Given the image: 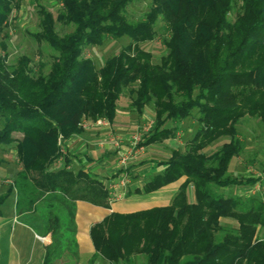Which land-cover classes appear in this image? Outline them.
<instances>
[{"label": "trees", "instance_id": "16d2710c", "mask_svg": "<svg viewBox=\"0 0 264 264\" xmlns=\"http://www.w3.org/2000/svg\"><path fill=\"white\" fill-rule=\"evenodd\" d=\"M31 1L40 29L30 36L57 55L46 73H34L27 56L8 68L0 41V148L13 147L19 164L0 205L12 189L19 213L44 203L52 243L43 264L59 258L72 240L77 201L110 208L103 180L68 169L71 158L62 144L82 134L84 122L104 118L112 124L125 89L139 117L154 105V124L142 145L174 138L176 130L165 123L183 122L194 111L198 128L158 163L161 172L140 188L125 189L124 197L148 194L184 178L170 205L112 212L93 224L89 234L97 255L108 264H264V239L258 237L264 200L213 190L261 180L228 173L243 149L237 126L245 117L264 124V0H150L137 21L126 17L132 0H58L56 17ZM19 6L20 0H0V34ZM56 22L73 30L60 36ZM158 22L169 35L165 55L153 62L140 44L157 37ZM123 36L128 45L99 68L82 56L88 45ZM221 138L228 141L206 154ZM59 159L62 166L51 170Z\"/></svg>", "mask_w": 264, "mask_h": 264}, {"label": "crops", "instance_id": "0c3cea01", "mask_svg": "<svg viewBox=\"0 0 264 264\" xmlns=\"http://www.w3.org/2000/svg\"><path fill=\"white\" fill-rule=\"evenodd\" d=\"M139 122L130 114L117 112L109 130L96 127L85 128L82 134L65 140L62 144V153L68 154L71 158L68 169L74 172L82 169L105 183L112 177L116 178L118 156L107 136L111 130L113 134L127 138L135 131ZM184 122L181 123L184 124ZM164 127L175 129L177 126ZM184 131H177L174 138L145 146V152L127 166L130 174L136 178L128 185L132 188H140L150 176L161 172L162 167L158 163L169 158L172 150L184 147L189 140L182 141L180 139L181 135H184ZM187 131V134H192V127ZM148 150H150L149 156H146ZM160 151H169L167 152L168 155L164 154L167 156L165 160L153 158L157 157V153H162ZM62 162V159H59L51 167V170L55 171L60 168ZM4 164L6 163L4 162ZM18 168H15L13 173L8 175L12 181ZM183 181L184 178L148 194L122 196L111 202L109 209L94 206L84 201H77L72 240L61 256L52 259L48 264H108L97 255L94 249L89 234L91 226L112 212L126 214L153 207L168 206ZM188 195L192 201L191 189H189ZM16 200V192L12 189L0 205V264H43L46 248L52 243L51 233L45 230V205L40 203L36 210L19 213L16 210ZM63 234L68 235L69 231H63Z\"/></svg>", "mask_w": 264, "mask_h": 264}, {"label": "rangeland", "instance_id": "374dc122", "mask_svg": "<svg viewBox=\"0 0 264 264\" xmlns=\"http://www.w3.org/2000/svg\"><path fill=\"white\" fill-rule=\"evenodd\" d=\"M38 2L45 10L51 12L54 17L59 13L60 4L58 0H39ZM149 5L150 0H132L126 9V17L131 21L141 20L147 12ZM233 17L234 13L231 14L230 18L232 19ZM39 23L40 16L36 5L32 3L31 0H20L19 8L12 12L3 32L0 34V41H5V50L2 54L7 55L6 65L8 68H13L17 64L19 58L27 56L30 59L29 67L33 69L34 73H37L39 69H42L43 73L49 70L53 58L57 55L56 52L46 43H37L30 36L31 33L39 31ZM72 30V26H65L56 22V31L60 36ZM156 31L157 37L153 41L140 44L143 50L152 55L153 62H159L160 58L165 55L166 50L163 45V39H166L169 35L162 22H158ZM3 35H6V37H3ZM128 43L129 38L127 36H123L117 40L108 38L101 46L95 47L88 45L84 47L82 56L91 59L96 68H99L108 58L116 55L122 48L126 47ZM131 101L132 96L128 90L125 89L117 103V112L119 114L127 113L130 114L131 117L138 119L140 122L135 131H139L142 137L152 130L155 118L154 105L151 103L146 106L143 114L139 117L131 107ZM196 118L197 113L194 111L192 116L185 120L184 124L181 122L167 121L165 126L168 128L170 125L177 126L175 128L176 133L177 131L182 132L185 130L184 135H181L180 139L186 141L193 136L198 128ZM148 126H150L148 131L146 133L143 132L142 129ZM190 127L193 129V133L189 135L186 131L190 129ZM237 129L238 138L243 144V149L239 156L233 158L230 162V173L228 174L231 176L259 177L261 180L254 186L221 189L213 188V190L218 196L222 197L234 196L247 198L257 196L264 200V124H261L257 119L245 117L237 126ZM226 141H228V138L219 139L213 145L209 146L205 150V153L210 154L216 151L220 145ZM167 150H169V148H167ZM149 151L150 150H148L146 156H149ZM160 152L162 153H157V157L153 158L165 160L167 156H164V154H167L169 151ZM4 162L6 164H4ZM60 165H62V163ZM17 167H19V164L14 148L11 147L4 151L0 148V195L4 194L8 189V186L12 182L8 175L12 174ZM135 179L133 174H127L129 183ZM229 221L230 220H227L225 223H229ZM258 237L264 239V230L259 231ZM141 264H145L143 260Z\"/></svg>", "mask_w": 264, "mask_h": 264}, {"label": "built area", "instance_id": "2783aa9c", "mask_svg": "<svg viewBox=\"0 0 264 264\" xmlns=\"http://www.w3.org/2000/svg\"><path fill=\"white\" fill-rule=\"evenodd\" d=\"M110 123L104 119L100 118L91 122H84V128H105L110 129ZM150 126L143 128V132H147ZM107 139L109 143L115 149L118 156L117 163V174L116 178L112 177L104 185L110 194V203L118 200V198L124 196L125 189L128 186L129 180H127V166L128 164L142 155L145 152V146L141 144V133L139 131H134L129 137H123L120 135L113 134L110 130Z\"/></svg>", "mask_w": 264, "mask_h": 264}]
</instances>
